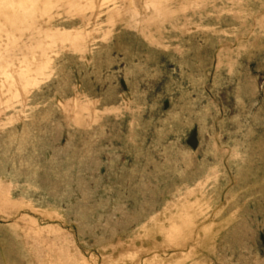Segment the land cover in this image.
I'll return each instance as SVG.
<instances>
[{
    "label": "rangeland",
    "instance_id": "1",
    "mask_svg": "<svg viewBox=\"0 0 264 264\" xmlns=\"http://www.w3.org/2000/svg\"><path fill=\"white\" fill-rule=\"evenodd\" d=\"M0 264H264V0H0Z\"/></svg>",
    "mask_w": 264,
    "mask_h": 264
}]
</instances>
